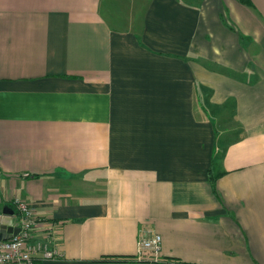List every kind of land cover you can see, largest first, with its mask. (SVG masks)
Masks as SVG:
<instances>
[{
	"label": "crops",
	"instance_id": "crops-1",
	"mask_svg": "<svg viewBox=\"0 0 264 264\" xmlns=\"http://www.w3.org/2000/svg\"><path fill=\"white\" fill-rule=\"evenodd\" d=\"M15 199L44 264H264V0H0L11 228Z\"/></svg>",
	"mask_w": 264,
	"mask_h": 264
},
{
	"label": "built area",
	"instance_id": "built-area-1",
	"mask_svg": "<svg viewBox=\"0 0 264 264\" xmlns=\"http://www.w3.org/2000/svg\"><path fill=\"white\" fill-rule=\"evenodd\" d=\"M19 213V231L8 239L0 238V264H44L57 260L59 252L49 241L34 238L33 230L38 224L34 208L25 201L14 200ZM162 238L154 234L137 242V257L141 260L165 262L161 258Z\"/></svg>",
	"mask_w": 264,
	"mask_h": 264
},
{
	"label": "water",
	"instance_id": "water-1",
	"mask_svg": "<svg viewBox=\"0 0 264 264\" xmlns=\"http://www.w3.org/2000/svg\"><path fill=\"white\" fill-rule=\"evenodd\" d=\"M18 231H19L18 220L15 226H13L12 228L0 222V238L1 239H4V240L8 239L12 235H15Z\"/></svg>",
	"mask_w": 264,
	"mask_h": 264
},
{
	"label": "trees",
	"instance_id": "trees-1",
	"mask_svg": "<svg viewBox=\"0 0 264 264\" xmlns=\"http://www.w3.org/2000/svg\"><path fill=\"white\" fill-rule=\"evenodd\" d=\"M245 1L246 0H242V2H244L245 3ZM209 172V174H208V179H209V183L211 184V187L213 188V192H215V189H214V184H215V181H216V179H217V176H213L212 174H211V171L209 170L208 171ZM167 261V260H166ZM165 261V262H166ZM164 262V263H165ZM169 261H167V263H168ZM179 264H181V263H179Z\"/></svg>",
	"mask_w": 264,
	"mask_h": 264
},
{
	"label": "rangeland",
	"instance_id": "rangeland-1",
	"mask_svg": "<svg viewBox=\"0 0 264 264\" xmlns=\"http://www.w3.org/2000/svg\"><path fill=\"white\" fill-rule=\"evenodd\" d=\"M219 125H222V123H219L218 126H219ZM226 128H227V126H226V127H222V126H219V127H218L219 130H221V129H225V130H226ZM220 134L223 135L224 133H220Z\"/></svg>",
	"mask_w": 264,
	"mask_h": 264
}]
</instances>
